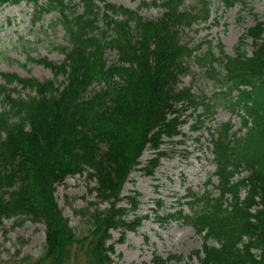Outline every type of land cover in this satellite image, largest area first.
<instances>
[{"label":"trees","instance_id":"obj_1","mask_svg":"<svg viewBox=\"0 0 264 264\" xmlns=\"http://www.w3.org/2000/svg\"><path fill=\"white\" fill-rule=\"evenodd\" d=\"M220 1L230 7L237 0ZM21 2L32 8L33 23L55 14L53 23L61 25L68 42L59 47L60 64L31 58L55 76L66 75L62 88L51 79L0 72V96L7 105L0 108V225L16 216L44 224L43 253L33 264H68L78 255L85 264H112V231H119L122 241L147 218L135 213L139 192L121 195L138 157L146 147L154 150L147 161L151 168L141 169L151 175L166 154L160 150L163 138L181 134L187 111L192 115L200 108L193 127L199 130L216 103L229 107L241 122L238 130L227 120L209 133L217 195L189 191L191 213L156 216L193 228L202 239L193 251L200 264H264V19L255 14L256 23L233 55L219 44L216 56L209 41L193 49L180 37L193 22L208 18V0H198L195 8H187L186 0L142 1L162 9L157 19L107 0H0V6ZM246 39L252 41L251 54L242 49ZM203 44L206 50L197 54ZM107 49L117 54L111 64L104 56ZM192 58L218 87L211 97L179 86L191 72ZM13 84L35 93L15 94ZM243 171L249 173L241 176ZM83 173L95 182V201L81 211L87 230L77 234L58 207L54 188ZM162 206L158 201L157 212ZM181 258L153 254L151 264Z\"/></svg>","mask_w":264,"mask_h":264},{"label":"rangeland","instance_id":"obj_2","mask_svg":"<svg viewBox=\"0 0 264 264\" xmlns=\"http://www.w3.org/2000/svg\"><path fill=\"white\" fill-rule=\"evenodd\" d=\"M116 5H123L138 11V14L148 19H157L162 14L160 7L142 5V1L149 0H107ZM209 1V14L206 20L199 19L185 28L180 37L182 42L195 48L200 43L210 42L213 52L219 56L218 45L223 46L226 54L233 55L239 39L253 26L257 19H264L263 0H237L230 7H226L220 0ZM198 0H186L187 8H195ZM202 15V12L198 13ZM32 8L21 2L17 5L3 4L0 6V72L17 74L23 78H35L38 81L54 80L62 88L67 83L66 75H54L51 69L42 64L35 63L31 58L45 57L56 64L64 60L60 46H67L68 42L60 24H54L55 14H45L42 19L33 23ZM103 24L101 20L100 25ZM58 48V49H57ZM207 44H203L199 52L205 51ZM246 53L252 52V41L246 39L242 44ZM108 64L116 61L114 50L105 51ZM189 74L181 77L179 86H191L192 92L200 98L212 96L218 90L217 85L204 73V67L193 58L190 62ZM1 82V78H0ZM15 94L26 96L35 92L24 89L17 84ZM92 91L98 85L91 87ZM7 105L0 96V108ZM195 114H188L186 123L180 127L181 134L171 139L164 137L160 150L165 155L158 160V166L148 175L141 170L147 161L155 156L154 150L146 147L138 157V163L132 168L123 183L121 195L133 191L140 193V205L135 212L137 215H146L147 218L135 231H128L122 241H119L120 232L112 231L115 253L111 255L112 264H151L153 254L167 257L180 255L179 261H170L168 264H200L193 251L201 248L202 239L193 228L180 220L160 221L156 213L165 216L181 210L189 214L193 210L188 192L196 195L209 192L217 195V178L214 175V164L210 152V132L221 122L230 120L234 130L240 129V120L231 109L223 103H216L213 115L204 122V127L194 130L198 121ZM211 130H210V128ZM245 128L239 130L243 135ZM249 172L243 171L241 176ZM211 177L210 183L206 180ZM94 181H89L86 173L68 176L56 184L54 197L63 215L68 219L70 226L78 234L87 230V225L81 211L92 208L95 201V192L92 187ZM242 191L240 198H243ZM158 201L163 206L157 212ZM121 204V203H120ZM103 207V204L99 205ZM177 216V212L174 213ZM132 215H129V218ZM45 227L43 223L33 222L24 216L4 219L0 225V264H33L43 253L45 240ZM214 244V242H212ZM42 264H48L44 262ZM68 264H85V259L78 255Z\"/></svg>","mask_w":264,"mask_h":264}]
</instances>
